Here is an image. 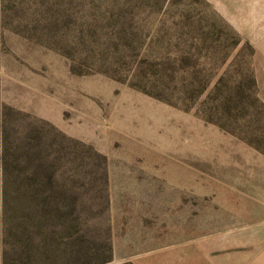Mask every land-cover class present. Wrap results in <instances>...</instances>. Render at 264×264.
Wrapping results in <instances>:
<instances>
[{
    "label": "rangeland",
    "instance_id": "rangeland-1",
    "mask_svg": "<svg viewBox=\"0 0 264 264\" xmlns=\"http://www.w3.org/2000/svg\"><path fill=\"white\" fill-rule=\"evenodd\" d=\"M4 104L69 158L52 218L0 159V264H213L264 228V0H0Z\"/></svg>",
    "mask_w": 264,
    "mask_h": 264
},
{
    "label": "trees",
    "instance_id": "trees-1",
    "mask_svg": "<svg viewBox=\"0 0 264 264\" xmlns=\"http://www.w3.org/2000/svg\"><path fill=\"white\" fill-rule=\"evenodd\" d=\"M0 149L4 204L7 206L10 199L8 171L11 168L16 170L15 182L20 180L21 175L32 182L29 171L32 166H36L39 194L47 205L45 216L54 217L60 210L56 200L63 191V168L69 158L64 133L47 120L4 104L0 115ZM33 182L36 183V180ZM28 193H22L19 189L16 193H10V196L23 199Z\"/></svg>",
    "mask_w": 264,
    "mask_h": 264
},
{
    "label": "crops",
    "instance_id": "crops-1",
    "mask_svg": "<svg viewBox=\"0 0 264 264\" xmlns=\"http://www.w3.org/2000/svg\"><path fill=\"white\" fill-rule=\"evenodd\" d=\"M262 202V201H260ZM261 219L264 220V202H262ZM264 227V221L262 222ZM213 264H264V228L250 231L244 245L235 247L227 255L213 257Z\"/></svg>",
    "mask_w": 264,
    "mask_h": 264
}]
</instances>
